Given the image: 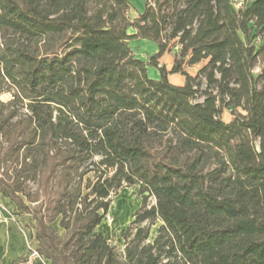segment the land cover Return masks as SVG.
Returning a JSON list of instances; mask_svg holds the SVG:
<instances>
[{"label": "trees", "instance_id": "16d2710c", "mask_svg": "<svg viewBox=\"0 0 264 264\" xmlns=\"http://www.w3.org/2000/svg\"><path fill=\"white\" fill-rule=\"evenodd\" d=\"M133 9L0 0V85L12 91L0 100V195L32 216L51 264H264V0ZM137 39L157 52L137 57ZM223 84L253 91L245 113L230 108ZM18 101L24 116L9 107ZM90 171L86 192L74 191ZM32 178L35 193L24 186ZM124 185L138 186L141 204L121 248L98 228Z\"/></svg>", "mask_w": 264, "mask_h": 264}, {"label": "rangeland", "instance_id": "374dc122", "mask_svg": "<svg viewBox=\"0 0 264 264\" xmlns=\"http://www.w3.org/2000/svg\"><path fill=\"white\" fill-rule=\"evenodd\" d=\"M145 1L146 0H130V2L133 4L134 9L131 12V16H136L137 11H143L145 7ZM131 47L134 51V54L143 59H148L151 55L154 54V46L152 45L153 42L148 40H132L131 41ZM178 50V49H177ZM168 54V57H165V59H160V63L167 67V64H169L170 60L173 59V53H166ZM196 67L190 68L191 72H195ZM156 71L153 68H149V76L151 78L153 77V72ZM158 73V70H157ZM0 88L2 89V92H0V100L7 102L11 99L12 91H10V88L6 84L0 85ZM222 92L226 96L227 100L230 102L231 109L235 110L236 112H242L245 113L248 109V105L250 103L251 97H252V90H245L244 92L239 89L237 86H229L225 87L223 84ZM221 92V94H222ZM26 101L23 102H16L11 106V103L9 104V107L14 110H17L18 116H24L26 112H28L26 108ZM231 109H225L223 113V118L228 119L230 117ZM0 142H2V148H4L7 145V142H5V139L0 138ZM98 174H95L93 171L88 172L84 178L81 180L76 176L72 182L73 190L76 191L78 187H82V191L86 192V185L88 183V180H94L95 176ZM24 186L27 190H30L32 193H35L38 189V180L37 178H32L25 182ZM111 205L108 214L102 221L101 225L99 226L98 230L101 231L103 234H105L108 238L115 237L117 240V244H119V247H123V242L120 239L119 235L121 232L128 226V224L131 222L133 218L134 212L139 208L141 204V196L138 193V186H123L122 188L118 189L116 193H113L111 195ZM0 200L9 207V209L14 212L16 220L18 219V216H26L27 217V223L26 231L31 236V238L35 237L36 232V223L32 219V216L27 213H17L18 209L16 205L8 198H4L2 195H0ZM149 205H153L155 203V200L153 197H149L148 199ZM61 220V217H59L56 221L52 223V225L57 229V232L61 235L64 234V230L60 227L59 222ZM160 227V222H157L152 226L151 229V238H155L158 233V228ZM37 247H38V241H37ZM40 261V260H38ZM41 264H46L47 261L44 260L42 257V261H40ZM46 262V263H45ZM36 263V262H35Z\"/></svg>", "mask_w": 264, "mask_h": 264}, {"label": "crops", "instance_id": "0c3cea01", "mask_svg": "<svg viewBox=\"0 0 264 264\" xmlns=\"http://www.w3.org/2000/svg\"><path fill=\"white\" fill-rule=\"evenodd\" d=\"M152 45L154 46V53H156L158 48L155 43ZM165 57H168V54H165L162 59H165ZM172 63L173 59L170 60L169 64H167L168 69L171 68ZM194 67H196V72L199 65ZM149 68L155 69L156 71L153 72V77L159 78V72L157 73V69L154 67ZM188 71L191 74H195V72L193 73L190 71V68ZM169 80L176 85H182L185 82V77L181 74H172L169 75ZM27 220L26 216H18L17 220H0V264H18L23 262L26 260L29 250L37 248L36 238H31L26 231L27 229L25 224L27 223ZM38 260L40 259H36L33 264H41L40 261L42 260ZM44 260L46 259L44 258ZM46 261V264H51L48 260Z\"/></svg>", "mask_w": 264, "mask_h": 264}, {"label": "built area", "instance_id": "2783aa9c", "mask_svg": "<svg viewBox=\"0 0 264 264\" xmlns=\"http://www.w3.org/2000/svg\"><path fill=\"white\" fill-rule=\"evenodd\" d=\"M16 220L14 212L0 200V220ZM36 259L42 260V256L36 249H30L25 261L18 264H33Z\"/></svg>", "mask_w": 264, "mask_h": 264}]
</instances>
